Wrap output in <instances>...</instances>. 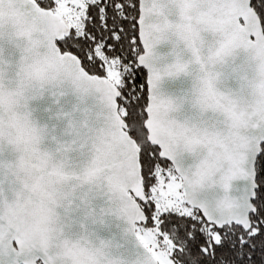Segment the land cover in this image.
Here are the masks:
<instances>
[{
	"label": "snow or ice",
	"instance_id": "6c2138e0",
	"mask_svg": "<svg viewBox=\"0 0 264 264\" xmlns=\"http://www.w3.org/2000/svg\"><path fill=\"white\" fill-rule=\"evenodd\" d=\"M0 264H264V0H0Z\"/></svg>",
	"mask_w": 264,
	"mask_h": 264
}]
</instances>
